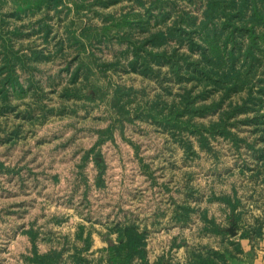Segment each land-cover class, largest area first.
Listing matches in <instances>:
<instances>
[{
  "label": "trees",
  "instance_id": "trees-1",
  "mask_svg": "<svg viewBox=\"0 0 264 264\" xmlns=\"http://www.w3.org/2000/svg\"><path fill=\"white\" fill-rule=\"evenodd\" d=\"M10 1L13 9L1 6ZM76 13L84 9L85 0H73ZM88 8L100 18L99 25L86 23L79 30H66L55 45V52L23 44L32 33L49 42L54 31L47 23L50 11L58 14L66 0H0V113L9 111V99L41 86L34 76L36 63L52 59L67 50L77 51L74 69L69 72L66 91H76L80 74L87 78L90 69L80 54H93V48L118 43L112 64L100 63L101 69L133 72L153 79L160 91L153 97L117 85L115 107L135 103L133 116H145L178 143L186 155H197L193 141L200 148L222 138L231 142L235 154L244 148L247 157L240 169L255 171L264 181V0H91ZM123 3L119 14L108 12L110 6ZM128 4V5H127ZM66 9H68L66 7ZM87 9V10H89ZM125 9V10H123ZM42 17L32 21L34 14ZM24 19L29 21L25 22ZM20 22V23H17ZM57 33V32H56ZM62 34V33H61ZM66 46V48H64ZM84 56V55H83ZM95 86V85H94ZM96 87V86H95ZM146 96V97H145ZM122 114L127 111H120ZM203 122V119L208 117ZM251 128L253 137H240L237 127ZM208 149V148H207ZM252 157L253 162L246 158ZM236 203H233L234 210ZM185 220L189 209L181 207ZM181 217V218H182ZM260 235V226L253 229ZM117 243L109 244V264H132L145 260L144 235L134 225L118 228ZM241 235H246V232ZM64 260L61 251H34L31 264H89L75 252ZM225 258L210 248L191 251L184 264H219ZM159 264V262L157 263Z\"/></svg>",
  "mask_w": 264,
  "mask_h": 264
},
{
  "label": "rangeland",
  "instance_id": "rangeland-1",
  "mask_svg": "<svg viewBox=\"0 0 264 264\" xmlns=\"http://www.w3.org/2000/svg\"><path fill=\"white\" fill-rule=\"evenodd\" d=\"M89 1L91 0H85L84 9L77 14L73 0H66V6H60L58 14L50 11L47 16V23L57 32L50 35L49 42L43 40L41 34L32 33L23 44L42 48L45 53L48 50L55 52V45L65 37L66 30L77 31L89 22L99 25L101 20L97 15L92 14V9L88 8ZM13 5L7 1L1 9L9 11L13 9ZM122 5L123 3L110 6L107 11L119 14ZM42 16L40 12L32 15L31 19L34 21ZM24 21L29 20L24 19ZM121 47L113 42L100 48H93V54L88 50L80 54V60H84L83 64L91 72L88 79H85L84 74L80 77L77 85L82 99L77 100L75 104L58 110L62 104L75 101L59 96L60 89L68 84L69 72L66 66L70 64L74 69L76 62L73 57L78 53L66 49L69 54L65 57L60 52L52 59L35 64L37 69L34 71V76L40 82L33 81L41 86L38 92L42 95L39 101L43 108L39 109L35 104V94L28 92L25 96H12L8 100L11 109L9 111L4 109L0 113V264H31L28 258L31 257L34 245L40 252L47 244L58 247L60 242H63L60 222L104 216L111 221L125 219L127 223L117 222L115 229L101 233L107 235L116 233L118 238V228L128 224L134 225L137 231L144 235L145 260L148 264H157L158 247L156 242L151 243L155 237L153 230L158 225L157 217L154 215L162 208L163 213L159 217L162 222L168 224L171 209L167 204H161V201L167 197L166 191H162L161 184L168 183L169 187L174 188L172 182L180 181V190L186 191L187 189H184L189 181V185L200 192L209 189L210 186L215 189L220 186L227 189L231 184L240 181L238 169L233 167L247 157L243 154L247 151L244 148L240 149L241 155H236L231 143L222 138L210 141L205 148H200L199 144L193 141V149L199 155L198 157L186 155L169 134L153 125L145 116H133L132 109L136 102L126 105L124 98L117 107L113 105L115 96L113 89L117 85L136 90L137 99L141 100H144V97L139 95L140 90L144 89L148 97H153L161 90L153 79H145L133 72H124L122 68L114 71L112 67L101 69L97 66L100 63L112 64L116 60L115 52ZM48 76H51L52 81L63 78L56 87L57 91L51 86ZM123 110L127 112L122 114L120 111ZM111 113L113 117H117L120 125L123 127L125 125L124 135L125 137L127 135V140L132 145L138 146V155L126 138L118 133L115 141L119 142V146L111 140V144L101 143L92 154L93 157L96 154L104 160L103 168H98L91 158L82 166V170H79L81 168H78V164L74 166L73 160H67L64 152L57 146L61 139L53 138L54 136L50 139L52 133L61 134L66 132V128L74 131L77 127L89 129V126H102L106 124L105 118ZM212 117L203 119V122L213 119ZM136 123L139 125H135ZM237 131L240 137L247 139L253 137L249 126L241 124L237 127ZM78 132L79 130L75 131ZM43 139L44 142L40 144V140ZM78 141L82 142L81 139ZM259 147H264V144H260ZM122 155L126 158L121 157ZM251 158L246 159L252 161ZM94 166L98 169L101 179L100 190L92 186ZM151 166L156 169L155 175L159 183L155 187H150V182L145 180V176L141 173L144 168L152 169ZM225 167L230 172L227 170V176L221 181L215 179L214 174H208L209 170L218 171ZM80 171L85 173L89 187H85L83 182H80ZM84 190H86L85 195H83ZM123 192L126 194V199L130 192L131 202L128 204L126 200L125 210L119 208L124 207ZM116 201L119 203L118 207ZM70 205H75L76 208H71ZM187 205L190 206L189 202ZM110 206L117 208L107 209ZM123 211H126V214L130 213V220L126 219ZM145 224L151 225L150 229L142 227ZM49 239L53 240L49 243ZM107 242L108 250L109 244L115 242L112 240ZM64 260L71 261L66 257ZM88 260L89 264H95L91 259ZM102 261L101 257L98 264H102ZM132 264H141V260L135 258Z\"/></svg>",
  "mask_w": 264,
  "mask_h": 264
},
{
  "label": "crops",
  "instance_id": "crops-1",
  "mask_svg": "<svg viewBox=\"0 0 264 264\" xmlns=\"http://www.w3.org/2000/svg\"><path fill=\"white\" fill-rule=\"evenodd\" d=\"M82 75L83 74H80L78 82ZM50 77L51 76H48V79H50ZM85 79H88V77H85ZM45 80H43V82L47 83ZM55 80L56 79L53 81L51 80V86L54 87V90H56L57 85L63 78ZM77 84L75 85L77 90L71 91L74 94L65 90L67 87H69L70 90L71 86L69 84L64 85L60 89L59 96L61 98L66 100L75 99V101L62 104L58 107V110H62L70 104L73 105L77 100L82 99ZM95 86L98 88L97 85ZM28 92V94H35V104L39 109L43 108L39 101L42 96L41 93L38 91L35 93L33 90ZM27 93L14 96L21 97L25 96ZM73 109L75 110V108ZM62 113L65 112L62 111ZM105 121L106 124L102 126H89V129L77 127V129L73 131L66 128V132L61 131V134L52 133L50 139H52L53 136V138L61 139L57 146H59L60 151L64 152V156L67 160H73L74 166L78 164V168H81L79 170H82V166L88 163L91 158L98 168H103L104 160L96 154L94 157L92 155L93 152H95V148L101 143L111 144V140H114L115 144L119 146V142L115 141L116 136L119 133L125 137V125L124 127L120 125L116 116L113 117L111 113L110 116L105 118ZM135 125H139V123ZM78 130L79 135L75 133V131ZM125 138L135 149V154L138 155V146L132 145V143L127 140V135ZM78 139H81L82 142L78 141ZM86 139L88 141H85ZM43 142L44 139L42 141L40 140L39 143L41 144ZM198 155L199 154L196 156L198 157ZM121 157L124 159L126 158L125 155ZM242 161L243 159L240 163L234 164L233 167V169H238L239 175L241 176L240 181L233 183V185L231 184L230 188L227 189H224L222 186L218 189L210 186L209 189L199 192L197 188L189 185L190 183L187 181L186 188L184 189L187 190L182 191L179 188L180 181L172 180L174 188L169 187L168 183L161 184L162 191H166L165 195H167L166 199L164 198L163 201H161V204H167L171 209L170 222L166 224V222H162L161 217H159L162 215L163 209L161 208L162 211H160L161 209L157 207L158 213L154 216L157 217L156 222L158 225L155 226L154 230L151 227V229L155 231V237L152 239L151 243L156 242L157 244L158 249L156 250V254L159 264H184L188 260L191 251L206 248L214 249L224 256L225 262L223 263L221 261L219 264H264V181L256 177L255 171L241 170L239 165ZM249 162H253V159L252 161L249 160ZM96 166H94L95 170H93L92 174V186L100 190L99 183H101V179L99 178ZM155 170V167L141 170V173L145 176V180L150 182V187L159 185ZM227 170H229L227 167L218 169V171L209 170L208 174H214L215 179L221 181L223 177L227 176ZM76 172L75 176H77ZM79 176L80 182H83L85 187H89V182L87 181L85 173L80 171ZM85 193L86 190H84L83 195H85ZM122 200L124 207L122 208L120 206L119 208L125 210L126 200L128 204L131 202L130 192L127 194V199L126 194L123 192ZM188 202L190 204L189 207L187 205ZM234 202L236 206L234 210H232ZM116 203L118 207L119 203L117 201ZM69 207L76 208L75 205H70ZM117 207L110 206L107 209ZM181 207L189 209L185 220H183L184 218L182 217L183 212ZM123 213L127 217H125L127 220L131 219L129 217V212L126 214V211H123ZM120 221H111V219H107L104 216L79 218L77 221H69L66 223L64 221L60 222L63 242H60L58 247L52 244L44 245L42 252L34 245V250L31 252L33 254L34 251L38 253H46L53 250L61 251L63 258H69L76 252L77 255L91 259L95 264L99 263L101 257L103 258L102 264H109L107 241L112 240L116 243L118 238L116 233L107 235V233L101 232H106V230L110 231L113 230V228L115 229L117 222L122 224L127 223L125 219ZM64 225H67V227L62 228ZM150 226L151 225L145 224L142 227L148 230ZM258 226H260V235H257L253 230ZM243 232H246V235H241ZM52 240L53 239H49V243ZM149 245L150 243L148 242L147 249Z\"/></svg>",
  "mask_w": 264,
  "mask_h": 264
}]
</instances>
